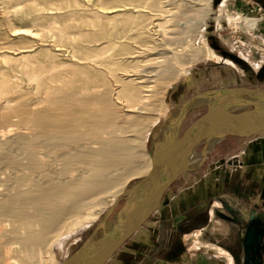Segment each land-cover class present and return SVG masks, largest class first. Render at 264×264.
Masks as SVG:
<instances>
[{
	"label": "bare ground",
	"instance_id": "bare-ground-1",
	"mask_svg": "<svg viewBox=\"0 0 264 264\" xmlns=\"http://www.w3.org/2000/svg\"><path fill=\"white\" fill-rule=\"evenodd\" d=\"M204 1L206 5L208 0ZM31 3L33 24L45 20L43 26L51 27V32L56 28L54 35L59 41L69 39L70 35L66 36L63 29L55 26L58 21L49 16L52 10L48 7L50 2L32 0ZM96 5L105 14L108 25L113 17L124 11L123 5ZM160 12L168 17H162L166 22L186 14H172L164 8ZM109 13L114 14L109 17ZM233 19L237 20L235 17ZM152 27L137 28V35L146 40L141 44L142 51L156 50L160 56H164L168 41L153 37L155 32L164 37L168 29L159 21ZM11 31L22 38L36 36L40 32L28 27H17ZM45 32L42 33L47 36ZM104 33L112 36L107 28ZM174 34H177V30ZM118 43L111 39L109 46L115 49ZM20 48L14 55L0 51V63L17 61L25 73L30 91L35 94L34 97L32 95L34 100L29 102V94L15 84L3 67L0 68V144L6 145L0 146V161L3 160L7 167L18 168L15 170L17 172L12 171L6 176L14 186L0 190V264H50L47 258L56 238L77 225L91 208L106 202L113 204L122 194L129 178L145 175L143 180L126 190V203L114 227L97 241L89 238L78 254L69 259L72 260L70 264H96L105 250L119 240L138 216H143L152 208L155 199L149 196L142 202H136L135 210H132L131 204L137 196L148 197L151 191L172 176L177 165L183 169L190 163L198 162L220 138L221 130L241 131L236 127L239 123H251L255 126L251 129H264V104L256 114L227 119L225 110L228 111L230 106L238 110L245 101L239 98V93L222 92L216 97L213 95L215 98H203L202 102L212 106L213 110L203 116L197 127L181 141L176 156L172 153L175 136L170 137L169 134H165L155 144L156 151L150 155L146 152L144 134L155 119L144 114L155 113L162 104L159 97L146 101L149 97L148 87H151L147 83L164 81L168 84L179 71L182 72L185 60L173 54L170 60H176L181 68L175 71H171L172 67L168 69V73H174L172 76L166 74L161 77V73L158 76L152 73L154 75L151 76V72L158 70L148 68L150 71H142L146 75L135 73L128 74L127 77L135 76L129 79L115 78V87L111 89L108 82L104 81V74L86 64L74 63L71 65L72 71L62 76L32 65L29 59L32 55L30 45ZM78 48L77 43L73 45V56L79 51H90L89 48ZM203 48L185 62L198 59L199 55L218 59L207 44ZM98 57L95 55L91 60L98 62ZM104 62L117 63L109 60ZM108 69L111 73L112 70ZM56 81L61 84L56 85ZM263 96H256L253 102H261ZM122 97L129 104L120 102ZM13 117L26 130L11 128ZM201 138L205 140L204 149L193 153L195 144ZM38 141L41 151L35 150ZM40 257L45 260L44 263L39 262Z\"/></svg>",
	"mask_w": 264,
	"mask_h": 264
},
{
	"label": "rangeland",
	"instance_id": "rangeland-1",
	"mask_svg": "<svg viewBox=\"0 0 264 264\" xmlns=\"http://www.w3.org/2000/svg\"><path fill=\"white\" fill-rule=\"evenodd\" d=\"M46 1L50 2L48 7L52 8L49 16L58 21L55 26L63 29L66 36L70 35L68 36L69 39L59 41L54 35L56 28L51 32V27L43 26L45 20H41L39 24L31 22L32 0H0L1 52L14 55L21 50L20 47L30 45L32 55L29 59L35 67L65 76L72 71V64L77 62L79 65L86 64L91 69L104 74V81L108 82V87L111 89L115 87V78L129 79L135 76L127 77V75H135V73L137 75L145 73L146 75V72H142L144 69L150 71L156 68L159 72L155 71L151 74L155 73L158 76L161 73V77L166 76V74L172 76L174 73H168V69L170 70L172 67L171 71H175L177 68H181L176 60H170L172 56L176 55L180 60L188 61L196 51L203 50L205 44L218 56V59L213 60L199 55L200 59L184 61L182 72L179 71L176 78L168 84L164 81H159L156 84L147 83L151 87H148L149 97L146 101L150 102L149 99L159 97L162 104L155 113L153 112L154 115L144 114V116H152L155 119L148 125L149 129L144 134L146 152L148 151L147 153L150 155L155 153L157 148L155 144L165 134H169L170 137L172 135L180 136L196 120L194 119L196 114L207 107V103L202 102L203 98H215L218 93L222 92L239 93L237 95L245 101L244 104L238 110L229 107V110L238 112L251 109L256 96L264 94L263 91L256 89V87L264 88V83L256 84L255 82L257 77L262 76L259 75L261 70L259 68H263V66L258 67L259 63L257 59H254V55H248L250 47L254 43L250 39L251 36L247 35V32L251 30L243 19H237L238 21L233 19L234 15L231 11L234 10L230 6L235 0H208L206 5H204V0H61L60 3H57V0ZM253 1L255 8L260 5L259 7L264 10V0ZM96 4L123 5L124 11H121L117 17H113L111 24L108 25V19L102 10L99 11L100 8ZM136 5L138 6L134 8ZM161 7L169 9V13L172 14H186L166 22L162 19L165 13L160 12L163 9ZM113 14L109 13L107 16L112 17ZM160 14L162 15L160 16ZM158 21L163 22L164 28L168 29L164 37L158 36V32H155L156 35L153 37L168 41L166 49H164V56H160L156 50L142 51L141 44H144L146 40L137 35V28L140 26L151 28ZM17 27H28L36 32H45V30L49 32H45L48 33L47 36L38 32L36 36L22 38L21 35H13L11 31ZM106 28L112 36L109 37L104 33ZM152 29L154 28L152 27ZM176 30L177 34H174ZM254 32L260 37L264 36V22H261ZM243 34L248 37H244ZM153 38L151 41L154 40ZM111 39L119 42L115 49L109 46ZM76 43L79 48H89L90 51L87 53L79 51L75 53L76 56H73L72 48ZM262 46L264 47V45ZM95 55H99L98 62L91 60ZM107 60L117 61V63L116 65L107 64L104 62ZM9 63H0V68L3 67L15 84H18L23 92L29 94L27 100L32 102L35 94L30 91V85L23 69L19 67L17 61ZM165 66L166 68H164ZM108 68L112 70L111 73L108 72ZM254 70H257V73ZM235 75L239 77V81L235 80ZM143 78L147 77L143 76ZM55 84L60 85L61 82L56 81ZM121 101L129 104V101L124 97L120 99ZM12 123L11 128L17 127L19 130H26L23 125H18L16 117L12 118ZM237 125L236 127L241 130L255 127L251 123H239ZM257 128L258 130L262 129L261 127ZM204 145V140L199 142L194 147V152L202 151ZM0 146L6 147L5 144H0ZM36 148L42 150L40 141L35 144V150ZM1 162L3 160L0 161V190H3L14 186L7 177L18 168L7 167L4 162ZM144 177L145 175H139L129 178L123 186L122 194L113 204L106 202L95 206L90 209V214L87 210L88 215L86 217L52 242L47 258L48 262L50 264H65L76 252L82 249L89 238L97 241L104 233L109 232L114 227L117 216L121 217L119 214H121L120 210L126 203V190L143 180ZM44 261L43 258H39L40 263H44ZM71 261L67 264H70Z\"/></svg>",
	"mask_w": 264,
	"mask_h": 264
},
{
	"label": "crops",
	"instance_id": "crops-1",
	"mask_svg": "<svg viewBox=\"0 0 264 264\" xmlns=\"http://www.w3.org/2000/svg\"><path fill=\"white\" fill-rule=\"evenodd\" d=\"M253 3L235 0L230 7L256 14L260 5ZM254 31L247 32L255 43L248 55L263 66L258 84L264 83V36ZM248 227L263 241L261 251L246 258ZM104 264H264V134L218 138L198 162L181 170L144 222Z\"/></svg>",
	"mask_w": 264,
	"mask_h": 264
},
{
	"label": "water",
	"instance_id": "water-1",
	"mask_svg": "<svg viewBox=\"0 0 264 264\" xmlns=\"http://www.w3.org/2000/svg\"><path fill=\"white\" fill-rule=\"evenodd\" d=\"M252 104H253V107L251 109H247V110H242V111H238V112H233L231 110H228V111L225 110L226 111L225 117L227 119H233L236 117L242 118V117H246L247 115H250V114H256L258 111H260V109L262 108V105L264 104V96L261 98V102H252ZM212 110H213V107L208 106L206 112L204 114H202L200 117H198L196 120H194L184 130V132L180 136H178V135L175 136V143H174V146L172 149V153H174V155L177 154L178 147H179L181 141L184 140L185 138H187L188 134L197 127L200 119L203 118V116H205L206 114L212 112ZM215 128H217V127H212V129H215ZM198 129H201V127ZM221 131H222V135L220 137L227 136V135L249 136V135H256V134H264V129L257 130V129H251V128L246 129V130H241V131H228V130H221ZM203 140H204V138H201L195 144V146ZM181 170L182 169L180 168V165H177L175 167V172L172 174V176L170 178H168L165 182L160 184L158 187H156L153 191H151V194H148V197H147V195H143V196L139 195L135 198L134 202H132V204H131V209L133 208L132 210H135V206H136L135 203L136 202H142L143 200L149 198V196L154 197L155 202H154L152 208L146 214H144L143 216H138V219L136 220V222L124 234H122V236L119 238L118 241L113 243L107 250H105V252L100 257V259L96 262V264H104V262L111 256V254L144 222V220L147 218L149 213L158 204L163 192L177 178V176L180 174ZM243 241H244L245 257L248 258L249 255L256 256L261 251L263 236L262 235H256L254 228L248 227L246 232H245V237H244ZM75 254L77 255L78 252H76Z\"/></svg>",
	"mask_w": 264,
	"mask_h": 264
},
{
	"label": "built area",
	"instance_id": "built-area-1",
	"mask_svg": "<svg viewBox=\"0 0 264 264\" xmlns=\"http://www.w3.org/2000/svg\"><path fill=\"white\" fill-rule=\"evenodd\" d=\"M232 14L234 15L233 17L238 20L243 19L251 31L256 30L257 26L261 22H264V10L260 7L256 8V14H241L236 11H232Z\"/></svg>",
	"mask_w": 264,
	"mask_h": 264
},
{
	"label": "trees",
	"instance_id": "trees-1",
	"mask_svg": "<svg viewBox=\"0 0 264 264\" xmlns=\"http://www.w3.org/2000/svg\"><path fill=\"white\" fill-rule=\"evenodd\" d=\"M229 54H227V56H228ZM230 56V55H229ZM231 57V56H230Z\"/></svg>",
	"mask_w": 264,
	"mask_h": 264
}]
</instances>
